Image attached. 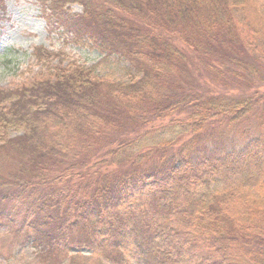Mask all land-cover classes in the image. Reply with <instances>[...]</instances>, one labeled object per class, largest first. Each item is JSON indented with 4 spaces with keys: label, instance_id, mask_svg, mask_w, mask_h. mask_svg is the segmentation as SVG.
<instances>
[{
    "label": "trees",
    "instance_id": "1",
    "mask_svg": "<svg viewBox=\"0 0 264 264\" xmlns=\"http://www.w3.org/2000/svg\"><path fill=\"white\" fill-rule=\"evenodd\" d=\"M69 1L82 14L67 13L68 0H45L46 21L73 44L124 54L140 80L105 90L91 69L70 65L0 95V147L25 159L11 182L0 178L12 193L0 221L52 259L88 248L114 262L129 248L139 264H264V53L250 39L251 29L264 31L257 0ZM189 51L217 75L206 79L248 97H206L177 82ZM179 116L183 136L193 135L173 154L166 126L152 124ZM21 130L14 144L8 133ZM227 171L262 198L237 205L234 187L215 210L205 199L222 191Z\"/></svg>",
    "mask_w": 264,
    "mask_h": 264
},
{
    "label": "rangeland",
    "instance_id": "2",
    "mask_svg": "<svg viewBox=\"0 0 264 264\" xmlns=\"http://www.w3.org/2000/svg\"><path fill=\"white\" fill-rule=\"evenodd\" d=\"M44 1L0 0V27L2 31L0 38V95L7 90L14 91L15 88L21 87L31 81L35 82L37 76L38 79H42L45 76L54 74L56 67L66 70L70 65L71 67L75 65L76 67L80 66L85 67V69H91L95 77L102 78L109 83L103 85L105 90H110V82L130 84L136 82L133 79L140 80V74L135 70L134 65H131V62L125 58L124 54L112 53L103 55L100 51L86 49L83 45L73 44L72 37L66 30L64 31L62 28L56 27V25L52 26L46 21L42 8ZM247 3H249L248 0L244 1L243 5ZM253 6L264 11V0H257ZM46 7L44 8L46 9ZM65 7L68 10L67 13L71 11L73 14H82L83 11L82 6L78 3L70 4L69 0ZM132 21L134 24H138L137 21L133 19ZM251 30L250 39H253V42L258 47L260 46V51L264 53V31L260 29L258 31ZM128 38L130 39L131 37ZM173 42L178 47V51L181 49L186 52L185 45H182L180 41L174 39ZM141 46L145 48L144 44ZM186 54L189 55V58L186 59L187 67L183 71L174 72L177 82L180 81L184 85L188 82L194 83L200 88L197 91L198 95H201L203 92H209L206 97L231 96L239 98L242 95L248 97L243 90L238 91L234 87H231L232 89L224 91L223 87L215 86V84L206 78H212L214 81H217V75L200 67L194 52L189 51V54ZM219 80L222 81L223 79ZM173 82L176 81L174 80ZM262 93H264V88L262 89ZM251 116L252 114L246 115L241 124L245 125L246 122L251 123ZM186 117H170L164 121L154 120L155 122L152 124L153 128L166 126L162 133V136H164L163 141L175 142L174 145L166 147L170 153H176L179 150L178 148H180L179 146L188 143L193 135L192 132L187 133L188 130L185 129L187 135L183 136V132L181 131L184 127H181L183 123H180V120H184ZM206 128L209 130V126ZM176 129L177 132H174ZM22 132L23 130L19 132L10 131L8 138L16 144V139L21 137ZM167 132L172 135L167 136ZM232 136L233 139L237 138L236 132ZM10 146L7 144L4 148L0 147V178L5 181V184L14 179L12 176L17 175L20 171V166H23L25 163V159L15 155L13 153L15 149H10ZM146 150L154 149L149 148ZM99 156L105 155L102 153ZM102 159L108 158H100V160ZM240 168L243 170L248 168V166L242 165ZM227 172V177L222 178L220 186L218 185L222 187L221 190L223 192L212 193L211 196L205 199L215 210H221L222 201H224V198L221 196L222 193L231 191L234 187L239 186L240 194L234 196V202L237 205L243 204L242 202L239 203L238 197L251 198L253 200L262 198L263 191L257 188L247 191V187H240L242 184L235 186L236 182L232 181L236 179V174L233 171ZM201 192L202 188L199 193L200 198L203 199ZM9 193L12 197V193L9 190L0 188V208L4 211H8L9 209ZM10 207L13 209L11 205ZM16 213L19 214L17 211ZM229 216L233 217L232 222L236 221V215L232 211L228 213ZM84 233L89 234L87 230L82 232V234ZM42 251L46 250H42L32 243L31 234L22 233L21 227L18 229L14 225L7 224L6 226L0 221V264H139L131 254L133 249L130 251L129 248H121V250H117L119 252L116 251L117 254H112L111 258L115 259L114 262L109 261L107 259L108 256L105 257L101 253L94 252L88 248L77 251L78 253H69L70 255L60 254L53 259L47 257L45 252L41 253ZM242 263L247 264L248 260L247 262L242 261Z\"/></svg>",
    "mask_w": 264,
    "mask_h": 264
}]
</instances>
